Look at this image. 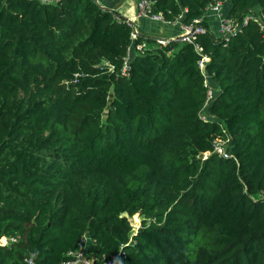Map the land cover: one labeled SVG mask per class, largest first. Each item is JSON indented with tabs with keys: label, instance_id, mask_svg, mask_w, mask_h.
<instances>
[{
	"label": "trees",
	"instance_id": "obj_1",
	"mask_svg": "<svg viewBox=\"0 0 264 264\" xmlns=\"http://www.w3.org/2000/svg\"><path fill=\"white\" fill-rule=\"evenodd\" d=\"M217 1L155 0L207 28L163 44L98 0H0V264L83 239L95 264H264V0H231L256 18L228 39Z\"/></svg>",
	"mask_w": 264,
	"mask_h": 264
},
{
	"label": "built area",
	"instance_id": "obj_2",
	"mask_svg": "<svg viewBox=\"0 0 264 264\" xmlns=\"http://www.w3.org/2000/svg\"><path fill=\"white\" fill-rule=\"evenodd\" d=\"M43 3H54L58 2L60 0H41ZM137 2V8H138V14L141 16H147L151 18L152 20L161 21L163 23H177L180 21L182 16L178 17L175 21H169L165 18V16L162 13H154L153 12V5L155 4V0H136ZM224 3L221 1H217L215 3H212L208 6L205 16H207L211 13L210 11H215L218 15L219 20V28H218V35L219 37H222L224 39L230 38L232 35L236 34V32L241 29V27L248 22L251 18H256L254 15H248L243 20H236L235 18L228 17L227 14L223 12ZM126 21L129 22V24L133 25L132 19L126 18ZM202 18H195L192 22L186 23L181 21L180 25L182 27V33L179 37H174L173 39H166V38H158L157 41L161 42L163 44H166L170 40L179 39L182 41L187 42H195V39L199 34H202L207 31V28L201 23ZM138 30L133 27L132 36L134 39L138 36ZM136 49L143 51L145 48L144 43L136 44ZM198 49H200V46H197ZM208 56H204L203 59L200 60V66L201 69L204 71L205 68V62L208 60ZM130 63V53L128 57L125 59V66H124V72L126 73V70ZM206 75V81L209 84L208 81V73ZM214 97V93L212 88L209 90L208 95V102ZM216 148L220 153H224V155H227L224 151V147L222 146V142L219 141L216 143ZM16 237H7V236H0V244H8L13 241H16ZM85 239L82 240V243L79 247V249L75 251H71L69 253V257L65 259L62 264H77L80 261H84L85 264H95V260L93 258H90L87 256V244H85ZM29 264H34L33 259L28 260ZM115 260L109 259L103 262V264H114Z\"/></svg>",
	"mask_w": 264,
	"mask_h": 264
},
{
	"label": "crops",
	"instance_id": "obj_3",
	"mask_svg": "<svg viewBox=\"0 0 264 264\" xmlns=\"http://www.w3.org/2000/svg\"><path fill=\"white\" fill-rule=\"evenodd\" d=\"M100 3H102L105 7H114L117 2L120 0H98ZM225 12L228 13L231 8V0H227L224 3ZM121 9L120 14L124 16L125 18L132 19L133 21V27L138 30V33H144L148 34L150 36H153L155 39L158 38H166V39H173L174 37H179L182 33V27L180 25L181 21L183 19L181 18L179 22L177 23H163L161 21L152 20L151 18L147 16H141L138 14V8H137V2L136 0H124L121 5H119L118 9ZM119 11V10H118ZM211 14V13H210ZM209 18H212L210 16ZM210 29L214 32L218 33L219 23H217L214 20L209 19L208 20ZM219 36V35H218ZM136 42L132 44L130 47V59L133 56V53L136 50ZM145 47L148 45L144 43ZM210 85L214 84L212 83L211 76L208 78ZM213 93L215 94V90L212 88ZM77 264H85L84 261H80Z\"/></svg>",
	"mask_w": 264,
	"mask_h": 264
},
{
	"label": "rangeland",
	"instance_id": "obj_4",
	"mask_svg": "<svg viewBox=\"0 0 264 264\" xmlns=\"http://www.w3.org/2000/svg\"><path fill=\"white\" fill-rule=\"evenodd\" d=\"M119 11V13H120V11H122L120 8L118 9ZM211 12V14H209L208 16H207V20H209V19H211V20H214V21H216L217 23L219 22V20H220V18H218V15H217V13L215 12V11H210ZM223 12L225 13V14H227L226 12H225V7H223ZM210 16H212V18H209ZM210 77V75H208V78ZM209 81V80H208ZM132 220H133V230L134 231H132L131 232V237H132V235H133V233H135V232H137V230H138V227L141 225V216L140 215H134L133 217H132Z\"/></svg>",
	"mask_w": 264,
	"mask_h": 264
},
{
	"label": "water",
	"instance_id": "obj_5",
	"mask_svg": "<svg viewBox=\"0 0 264 264\" xmlns=\"http://www.w3.org/2000/svg\"><path fill=\"white\" fill-rule=\"evenodd\" d=\"M124 0H120L119 2L116 3V5L114 7H110L111 10H116L119 5H121V3L123 2ZM109 8V7H108ZM112 100H113V95L111 94L108 98V102H107V106L105 108V117H107L109 111H110V108H111V103H112ZM201 156H203V153L201 154Z\"/></svg>",
	"mask_w": 264,
	"mask_h": 264
}]
</instances>
